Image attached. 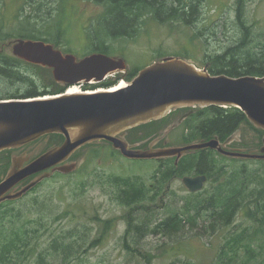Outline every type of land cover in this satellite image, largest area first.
<instances>
[{
	"label": "rangeland",
	"instance_id": "1",
	"mask_svg": "<svg viewBox=\"0 0 264 264\" xmlns=\"http://www.w3.org/2000/svg\"><path fill=\"white\" fill-rule=\"evenodd\" d=\"M200 1L196 8L198 13L191 19L170 23L150 19L146 25L140 27L135 37L119 38L115 41L114 47H112L114 51L109 52L108 55L124 58L127 70L120 71L117 75L114 73L110 78L119 76L118 74L128 76L137 66L144 68L162 57L169 56L188 60L201 69L209 68L210 64L213 65L211 57H215L219 53L222 54L226 47L236 44L238 40L244 38L239 28V17L242 15L248 27L252 28L251 31L257 37L264 36V0ZM39 5L42 7L35 10ZM60 8L61 4L58 0H0V24L5 26L0 36L6 38L0 40V52L16 57L10 43L17 38H23L22 30L27 28L25 24H19L17 17L23 19L27 16V21L38 24V19L35 20L36 16L40 19V15H44L45 11L57 15L58 12L59 14L61 12ZM62 10L63 12L60 14L62 23L60 24L65 29L69 43L64 42L55 45V47L64 53L74 54L77 59H82L94 52L100 53L93 51L96 50L97 45H94L95 42L92 44L89 37L93 27L104 21L100 4L94 0H66L64 4L62 3ZM52 29H55L54 24ZM40 34L39 32L36 36H40ZM46 37L52 38L48 34ZM245 41H252V39L247 38ZM46 42L54 44L52 40ZM251 44L253 43L251 42ZM16 58L19 61L14 58L12 61H16L17 65L24 68L26 72L24 76L30 78L36 76L39 80L38 88H35L36 92L43 93L46 88L51 89L53 94L43 95L51 96L60 94L63 91L61 88H65L62 83L56 81L51 68L29 62L18 56ZM124 80L127 81L125 77ZM25 92L27 91L24 90L20 93L28 96L25 95ZM14 93L17 91L6 93L10 95L6 97H13ZM200 108L201 106H192L188 110L179 108L180 112L176 110L174 113H177L176 116H172L174 114L171 112L168 116L174 120L183 115L181 112L185 114L190 112L191 115L199 111ZM168 123L167 121L161 125L156 124L159 128L157 135L160 137L157 136L153 139V143L148 139V144L152 143L150 147H154L160 139L164 138L170 147L186 143L185 121L178 126L175 124L177 121L173 122L175 127L173 124L167 129ZM254 128L246 122L242 123L238 130L232 134L233 140L228 144V148L243 149L245 152H260V148L264 146V134L260 135L256 130L258 128ZM152 134H154L152 126H138L131 129L126 138L130 142L134 141L132 144L137 147L136 143L144 142L145 139H142ZM54 135L59 136V134H51L48 140L57 138ZM48 140H42L38 146L25 147L24 155L31 154L32 151L36 152L38 147L43 151L47 148ZM64 141L65 137L59 139L57 146L62 145ZM111 144L110 141L101 139L95 141L93 145L82 146L72 155V159H69L77 162L78 170L45 179L29 196L30 198L36 196L37 199H54L58 214H60L54 220L52 229L38 236L40 250L51 253L50 244L57 236L65 240L73 239L79 242L75 259L65 262L63 257L51 254L46 257V262L48 261V264H224L218 254L220 237L223 234L209 235L197 226L193 228V231H190L191 235L185 239L178 237V239L171 240L166 236H157L151 230L149 235L138 239L135 244L132 241L133 237H129L131 239L130 246L125 242L126 229L134 216L133 209L118 201V194L114 187L118 182V177L138 176L146 186L154 188L153 199L149 198L139 204V207L142 206L141 212H143L141 218L151 228L158 224L160 218L168 214L169 207H179L186 200L193 199L195 195L205 190L207 191L200 196L207 195L213 185L208 175L199 173L196 176L205 175L207 180L202 188L192 191L183 182V177L169 178L166 161H164L168 158L130 159L124 157L120 150ZM141 146L144 147L145 144L142 143ZM215 152L214 155L217 159L230 167L241 163H247L253 167L258 166L256 159L231 157L218 151ZM18 169L23 171L24 168L18 167ZM189 176H194V174ZM147 215H150L149 220ZM108 219H113V223L109 229L105 230V220ZM243 222V215L240 214L237 224ZM103 228L102 243L92 245ZM149 255L153 257L151 258ZM36 263L37 259L33 258L30 264Z\"/></svg>",
	"mask_w": 264,
	"mask_h": 264
},
{
	"label": "trees",
	"instance_id": "2",
	"mask_svg": "<svg viewBox=\"0 0 264 264\" xmlns=\"http://www.w3.org/2000/svg\"><path fill=\"white\" fill-rule=\"evenodd\" d=\"M65 1L58 0L61 4L60 14L63 12L62 3L64 4ZM94 1L101 6L104 21L93 27L89 37L92 44L95 42L94 45H97L96 50L93 51L105 54L114 51L113 43L119 38L135 37L140 27L146 25L150 19L164 23L191 19L198 13L196 8L201 2L200 0ZM41 7L42 5H39L35 10ZM60 14L58 12L57 15H53L52 12L45 11L44 15H40V19L36 16L35 20L38 19L39 26L27 21V16L23 19L17 17L19 24L23 23L27 27L22 30L23 38L52 40L55 45L69 43L65 29L60 24L62 23ZM243 17V15L239 17L240 22H238L244 38L238 40L236 44L226 47L222 54L219 53L215 57H211L213 65L210 64L208 68L210 73H226L234 77L241 75L264 76V36L257 37ZM53 24L55 29H52ZM4 29L5 26L0 24V35ZM35 29H37L36 35L40 32V36L34 34ZM47 34L52 38H47ZM247 38L252 39L253 44L250 42L244 47L242 44L247 43L245 41ZM5 39L0 36V40ZM12 58L18 60L14 56L0 52V97L10 96L9 94L14 90L17 92L26 90L25 95L28 96L25 97L34 96L39 80L36 76V78L24 76L26 72L24 71L23 75L18 69L20 66L16 64V61H12ZM137 68L138 66L128 76L118 74L119 76L107 79L106 83L102 85L109 87L118 83L121 77L130 81L139 71ZM61 89L64 90V87ZM51 91L46 88L43 94L53 93ZM8 92L9 94H6ZM176 110L179 111V109ZM176 110L171 113L174 114ZM169 116L140 125L141 127L152 126L154 128V134L142 139H145L142 142L145 144L144 147L148 146V139L158 136L159 128L156 124L161 125L167 121L168 125L170 124ZM244 122L255 127L249 122L246 114L235 106L210 105L200 108L199 111L185 119L186 143L213 137H218L221 142H225ZM256 130L260 135L264 134L263 129ZM62 137L59 135L57 138L47 139L48 144L45 151L57 146V141ZM160 144L163 145L162 142ZM214 153L216 152L211 149L190 152L177 163L172 158L164 159L169 178L205 173L213 186L207 195L200 196L207 191L205 190L195 195L193 199L186 200L179 207H169L168 214L160 218L154 228H151L141 218L142 206L139 207L140 203L149 198L153 199L154 188L146 186L138 176L118 177V182L114 186L118 194V201L133 209V220L129 222L124 235V240L128 245L131 240L129 237H133L132 241L135 244L138 239L149 235L151 230L157 236H166L171 240L178 239V237L185 239L191 235L190 231H193V228L197 226L209 235L223 234L220 237L218 254L224 264H264V160H257V167L249 166L247 163L230 167L218 160ZM56 175L64 174L57 173L54 176ZM37 188L24 197V201H21L23 205L18 202L0 206V264H30L33 258L37 259L36 264H48L46 257L51 254L63 257L65 262H69L77 255L79 242L73 239L65 240L60 236L55 237L50 244L51 253L39 249L38 236L45 231H50L54 220L60 214H58L54 199L29 197ZM26 198L27 201H25ZM31 199L33 200L31 201ZM16 205L19 206L16 207ZM240 214L243 215L244 222L237 224ZM147 219H150V215ZM105 223V230H107L112 225L113 219L105 220ZM103 232L104 228L92 245L102 243Z\"/></svg>",
	"mask_w": 264,
	"mask_h": 264
},
{
	"label": "water",
	"instance_id": "3",
	"mask_svg": "<svg viewBox=\"0 0 264 264\" xmlns=\"http://www.w3.org/2000/svg\"><path fill=\"white\" fill-rule=\"evenodd\" d=\"M10 44L16 57L51 68L56 81L65 87L103 81L114 73L127 70L124 58L105 53H92L77 59L74 54L64 53L44 40L17 38ZM113 88L0 101V150L50 134L65 137L62 145L47 150L23 171L14 163V168L0 185V203L25 195L52 172L68 174L75 171L77 162L70 161V157L83 145L101 139L112 142L114 148L130 159L176 157L178 161L190 152L210 148L231 157L264 160V146L260 152L229 149L227 145L233 137L226 142L214 137L183 146L149 149L135 148L125 139L127 130L160 119L172 108L196 105L238 107L255 127L264 130V76L214 75L183 58L169 56L142 68L125 86ZM117 134L120 136L116 137ZM37 173L42 174L26 184L22 191L4 196L7 185ZM206 180L205 175L183 178L192 191L202 188Z\"/></svg>",
	"mask_w": 264,
	"mask_h": 264
},
{
	"label": "flooded vegetation",
	"instance_id": "4",
	"mask_svg": "<svg viewBox=\"0 0 264 264\" xmlns=\"http://www.w3.org/2000/svg\"><path fill=\"white\" fill-rule=\"evenodd\" d=\"M246 42L247 43L242 44V46L246 47L248 45V43H250L251 41H246ZM18 69H20L21 70V73L24 75V68L23 67H18ZM106 80L107 79H105L104 81L96 82V83L92 82L91 84H82V83L81 84H82V87H83L84 90H97V89H99L101 87H106L105 85H102V84H105L106 83ZM75 84L78 85L80 83H75ZM75 84H72V85H75ZM69 86H71V85H69ZM101 90H103V89H101ZM64 91L65 90H63L62 92H64ZM20 92H24V90L18 91L16 94H14L15 96H13V97H5V98H3V96H2V97H0V101H6V100H24V99H29V98H38V97L43 96L45 94H49V93L43 94V93H40V92H36V94L34 96L25 97L24 96V93H20ZM51 94H53V93H51ZM178 112H180V111H178ZM181 113L183 115H180L178 119H174V120L171 119L170 124L166 127L167 129L170 128V127H172V125L174 124L173 122H176V121H177V123H175V124L177 126L178 125H182L183 122L185 121V119L188 117V115H190V112L189 113H186V114L183 113V112H181ZM176 115H177V113H176ZM166 116H168V114ZM166 116H164V117H166ZM175 124L173 125V127H175ZM128 132H130V130H128ZM127 135H128V133H126L125 138L127 137ZM119 136L120 135L117 134L116 137H119ZM155 138L156 137H154L153 139H155ZM153 139H150L149 142H152ZM42 140H44V141L46 140L47 141V139L45 138V136H42V137H40V138H38V139L30 142V143H27L25 145L22 144V145H18V146H11V147H8V148H5V149L0 150V185L6 180V178L8 177V175L10 173V171L14 168V163L15 162H16L17 168L20 167L21 169H23L28 163H30L33 159H35L38 156H40L45 151V149L42 151L38 147V150L36 152L32 151L31 154L24 155V148L25 147L28 148L29 146H32V145L38 146ZM97 141H100V140H97ZM159 142L160 143L162 142L163 145H161ZM94 143L95 142L90 143V145H93ZM129 143L131 144V142H129ZM138 144H140V146H141L142 143L139 142ZM164 146H169V143H167V140L165 138L163 140L160 139L158 141V143H156V145L154 147H164ZM116 151H118V150H116ZM173 158L175 159V157H173ZM70 159H72V157ZM75 159H77V158H75ZM48 170H51V169H48ZM57 173L58 174H62V173H59V171H58V172H55V173H51L50 177L54 176ZM40 174H42V173H37V174H35L33 176L26 177L25 179L24 178H21L17 182H15L13 185H10V186L7 185L6 186L7 191L4 193V196L7 197L8 195H11V194L15 195L16 193H19L20 191H22L24 189V186L26 184H28L33 178H35L36 176H38ZM194 176H196V175H194ZM50 177H48V178H50ZM37 186L34 187L32 190L28 191L26 195L23 194L19 198H16V199H6V200L2 201L0 203V206L1 205H6V204H9V203H12V204H14V203L17 204L18 202L20 203L22 200H24V197L27 196V195H29L30 193H32V191L35 188H37Z\"/></svg>",
	"mask_w": 264,
	"mask_h": 264
},
{
	"label": "bare ground",
	"instance_id": "5",
	"mask_svg": "<svg viewBox=\"0 0 264 264\" xmlns=\"http://www.w3.org/2000/svg\"><path fill=\"white\" fill-rule=\"evenodd\" d=\"M226 74V73H225ZM119 86H125V83H120V85ZM73 88H76L75 86L73 87ZM118 88V87H117ZM120 88V87H119ZM113 89H115V88H113ZM112 89V90H113ZM101 90V89H100ZM69 93H80V91H77V90H75V89H70V91H69Z\"/></svg>",
	"mask_w": 264,
	"mask_h": 264
}]
</instances>
